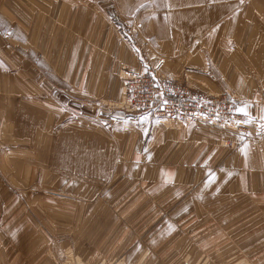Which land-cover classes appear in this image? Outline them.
<instances>
[{
  "label": "crops",
  "instance_id": "0c3cea01",
  "mask_svg": "<svg viewBox=\"0 0 264 264\" xmlns=\"http://www.w3.org/2000/svg\"><path fill=\"white\" fill-rule=\"evenodd\" d=\"M111 6L126 28L113 22L103 28L107 14H100L94 33L105 44L96 68L185 74L197 90L230 91L241 101L240 132L200 122L167 127L148 113L105 112L107 104L96 103L97 112L85 114L110 136L114 156L97 154L95 167L75 164L85 182L64 195L63 220L51 206L47 220L24 222L16 237L0 238V264L264 260L240 237L241 225L257 228L264 218L258 204L264 201V0H111ZM86 21L85 31L92 29Z\"/></svg>",
  "mask_w": 264,
  "mask_h": 264
},
{
  "label": "rangeland",
  "instance_id": "374dc122",
  "mask_svg": "<svg viewBox=\"0 0 264 264\" xmlns=\"http://www.w3.org/2000/svg\"><path fill=\"white\" fill-rule=\"evenodd\" d=\"M101 13L103 28L113 22L125 30L111 0H0V238L16 237L24 222L47 220L51 206L63 220L64 195L85 182L75 164L95 167L97 154L114 156L110 136L85 113L97 112L98 102L107 104L105 112L128 113L120 107L121 77L132 71L95 67L105 44L94 33ZM224 94L238 110L241 101ZM99 135L104 145H96ZM249 224L240 237L264 257V218L257 228Z\"/></svg>",
  "mask_w": 264,
  "mask_h": 264
},
{
  "label": "built area",
  "instance_id": "2783aa9c",
  "mask_svg": "<svg viewBox=\"0 0 264 264\" xmlns=\"http://www.w3.org/2000/svg\"><path fill=\"white\" fill-rule=\"evenodd\" d=\"M121 109L148 113L166 126L206 123L229 129L242 126L236 100L229 94H212L194 88L183 74L167 78L155 73H126L121 77Z\"/></svg>",
  "mask_w": 264,
  "mask_h": 264
},
{
  "label": "snow or ice",
  "instance_id": "6c2138e0",
  "mask_svg": "<svg viewBox=\"0 0 264 264\" xmlns=\"http://www.w3.org/2000/svg\"><path fill=\"white\" fill-rule=\"evenodd\" d=\"M241 111H242V109H241Z\"/></svg>",
  "mask_w": 264,
  "mask_h": 264
}]
</instances>
